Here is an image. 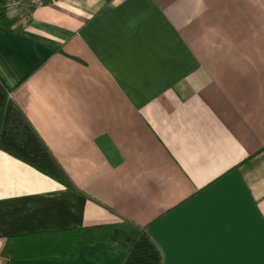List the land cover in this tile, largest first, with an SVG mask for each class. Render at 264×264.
I'll return each instance as SVG.
<instances>
[{
    "label": "crops",
    "instance_id": "1",
    "mask_svg": "<svg viewBox=\"0 0 264 264\" xmlns=\"http://www.w3.org/2000/svg\"><path fill=\"white\" fill-rule=\"evenodd\" d=\"M7 18L0 80L76 189L0 151V264H264V0H42ZM122 218L145 228L132 244L1 254Z\"/></svg>",
    "mask_w": 264,
    "mask_h": 264
},
{
    "label": "trees",
    "instance_id": "2",
    "mask_svg": "<svg viewBox=\"0 0 264 264\" xmlns=\"http://www.w3.org/2000/svg\"><path fill=\"white\" fill-rule=\"evenodd\" d=\"M0 0V26L11 30ZM0 151L30 165L42 174L76 189L68 174L29 122L19 105L10 98L0 80ZM145 228L127 218L118 224H97L9 237L1 251L6 258L27 259L40 256L68 255L80 243L124 240L132 244Z\"/></svg>",
    "mask_w": 264,
    "mask_h": 264
},
{
    "label": "built area",
    "instance_id": "3",
    "mask_svg": "<svg viewBox=\"0 0 264 264\" xmlns=\"http://www.w3.org/2000/svg\"><path fill=\"white\" fill-rule=\"evenodd\" d=\"M41 4L42 0H6L4 7L7 16L19 15L22 19H27L30 16V8Z\"/></svg>",
    "mask_w": 264,
    "mask_h": 264
}]
</instances>
